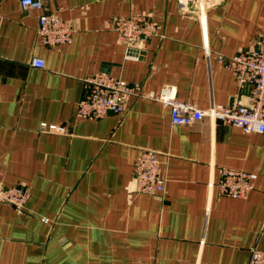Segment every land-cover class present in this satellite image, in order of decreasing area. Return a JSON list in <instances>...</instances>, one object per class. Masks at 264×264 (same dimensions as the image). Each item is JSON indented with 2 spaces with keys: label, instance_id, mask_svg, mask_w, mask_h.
<instances>
[{
  "label": "crops",
  "instance_id": "1",
  "mask_svg": "<svg viewBox=\"0 0 264 264\" xmlns=\"http://www.w3.org/2000/svg\"><path fill=\"white\" fill-rule=\"evenodd\" d=\"M42 2L0 0V180L29 190L23 212L0 202V264H246L264 249V133L173 124L143 96L98 119L77 113L100 70L200 107L246 102L219 58L264 32V0ZM41 11L72 21L71 42L40 41ZM132 13L160 28L128 55L113 22ZM143 149L158 152L163 194L134 193ZM223 168L256 175L245 198L218 192Z\"/></svg>",
  "mask_w": 264,
  "mask_h": 264
},
{
  "label": "built area",
  "instance_id": "2",
  "mask_svg": "<svg viewBox=\"0 0 264 264\" xmlns=\"http://www.w3.org/2000/svg\"><path fill=\"white\" fill-rule=\"evenodd\" d=\"M20 3L24 9L43 8L42 0H20ZM113 28L118 41L125 45L127 54L130 55L141 42L157 34L160 27L149 15L132 13L114 19ZM73 32L74 25L70 19H63L51 11L40 12L37 34L43 44H67L71 42ZM219 61L233 75L238 90H247L246 102H240L236 97L227 105L211 103L200 107L190 101L176 100L169 88L164 87L158 93L145 92L137 81H126L106 70H100L84 78L83 95L77 102V113L82 117L98 119L109 112H124L126 101L130 97L143 96L168 105L173 124L189 125L202 117H208L237 126L245 133H264V32L248 46L239 47L232 56L220 57ZM32 63L39 67L43 65L40 59H33ZM255 176L248 171L223 168L217 182L218 192L225 196L245 198L253 188ZM133 177L134 193L165 192L166 177L161 171L156 150L143 149L137 155ZM28 197L29 190L24 185L8 186L0 180V202L8 203L17 211L23 212ZM246 264H264V249L251 247Z\"/></svg>",
  "mask_w": 264,
  "mask_h": 264
}]
</instances>
